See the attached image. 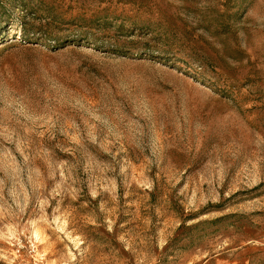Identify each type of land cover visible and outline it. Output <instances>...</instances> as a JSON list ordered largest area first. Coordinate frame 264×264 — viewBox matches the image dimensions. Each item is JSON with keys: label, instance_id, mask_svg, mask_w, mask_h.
I'll return each instance as SVG.
<instances>
[{"label": "rangeland", "instance_id": "obj_1", "mask_svg": "<svg viewBox=\"0 0 264 264\" xmlns=\"http://www.w3.org/2000/svg\"><path fill=\"white\" fill-rule=\"evenodd\" d=\"M0 264H264V0H0Z\"/></svg>", "mask_w": 264, "mask_h": 264}]
</instances>
